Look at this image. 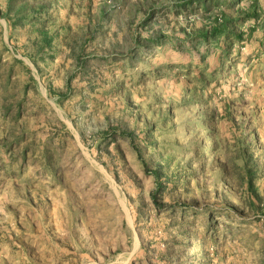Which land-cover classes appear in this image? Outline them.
I'll return each instance as SVG.
<instances>
[{
	"label": "rangeland",
	"instance_id": "1",
	"mask_svg": "<svg viewBox=\"0 0 264 264\" xmlns=\"http://www.w3.org/2000/svg\"><path fill=\"white\" fill-rule=\"evenodd\" d=\"M0 264H264V0H0Z\"/></svg>",
	"mask_w": 264,
	"mask_h": 264
}]
</instances>
